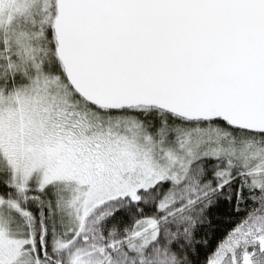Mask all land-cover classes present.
Returning a JSON list of instances; mask_svg holds the SVG:
<instances>
[{"label": "snow or ice", "instance_id": "6c2138e0", "mask_svg": "<svg viewBox=\"0 0 264 264\" xmlns=\"http://www.w3.org/2000/svg\"><path fill=\"white\" fill-rule=\"evenodd\" d=\"M0 264H264V0H0Z\"/></svg>", "mask_w": 264, "mask_h": 264}]
</instances>
